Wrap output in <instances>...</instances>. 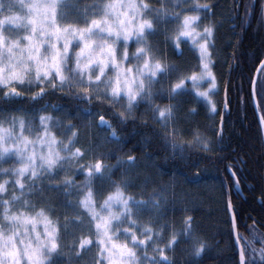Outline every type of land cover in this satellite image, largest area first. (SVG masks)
<instances>
[{
	"label": "snow or ice",
	"instance_id": "6c2138e0",
	"mask_svg": "<svg viewBox=\"0 0 264 264\" xmlns=\"http://www.w3.org/2000/svg\"><path fill=\"white\" fill-rule=\"evenodd\" d=\"M63 4L64 0H16L15 3L0 0V100L27 98L38 102L49 91H58L88 104H107L121 125L130 119L147 124L143 115H136L137 107L146 103L173 155L183 154L186 149L205 153L214 150L210 140L199 131L185 139L178 119L180 97L187 91L203 98L211 113L217 112L211 99L218 90L214 71L217 29L214 0H171L170 3L159 0L158 7L152 0H108L99 6L98 15L83 21V26L78 21L58 20V10ZM261 9L264 10V0ZM251 11L250 8L246 15ZM169 23L175 25L171 32ZM14 29H23L26 34L6 35ZM157 32L163 34L165 41H171L180 56H183L181 45L190 42L197 57L195 66L180 69L168 62L166 54H158V45L153 48L151 40ZM133 38L136 47L130 53L129 42ZM260 67L264 69V61ZM26 70H34L35 88H24ZM172 72L178 73L175 80L169 79ZM261 75L259 100L256 81H252V96L258 111L264 102V73ZM164 95L168 102L158 103L156 98ZM226 95L225 88V109ZM84 111L91 112L88 108ZM195 112L193 107L188 109L189 114ZM96 115V123L87 121L86 134L91 137L95 128L97 132L107 133L104 137L107 142H119L116 128L103 111ZM72 119L69 116L62 122L59 117L40 115L38 127L24 116L9 114L7 120H0V162L10 157L20 162L18 167L10 169L0 166V173L5 175L0 181V204L4 206L3 220L9 225L7 232L0 225V264H56L54 258L61 256L68 257L65 264H75L73 258L82 261L83 254L93 249L92 264H176L173 259L176 248L185 243L189 246L190 264H199L214 243L197 233L189 209H184L181 227L177 229L175 220L164 215L169 204L165 189H153L147 199L138 198L128 190V171L136 157L127 154L126 159L117 157L116 165L106 164L103 156H93L91 140L88 148L80 146L81 130ZM259 123L264 129V114L259 115ZM221 132L222 128L217 136ZM65 165L82 173L83 195L75 206L68 201L70 207L65 210L63 229L66 231L70 225L83 226L87 220L91 231L63 245L59 219L54 221L43 207L35 215L23 210L30 202L21 198L26 190H33L34 181L50 174L54 177ZM116 166L123 169L119 179L113 178ZM232 175L235 177L236 173ZM97 179L112 186L100 195L99 201L98 193L94 192ZM53 183L57 188L63 186L66 194L76 186L74 177L66 174ZM10 184L12 195L8 197ZM235 184L239 189L238 179ZM227 208L230 211L233 208L230 198ZM144 216L147 220L141 223ZM231 222L235 228L234 211ZM41 224L42 231L38 230ZM252 232V239L237 234V241H244L237 264H251L246 253L257 251L254 228ZM261 241L264 243V237ZM149 250L153 255H149ZM259 253L264 260V247Z\"/></svg>",
	"mask_w": 264,
	"mask_h": 264
},
{
	"label": "trees",
	"instance_id": "16d2710c",
	"mask_svg": "<svg viewBox=\"0 0 264 264\" xmlns=\"http://www.w3.org/2000/svg\"><path fill=\"white\" fill-rule=\"evenodd\" d=\"M108 0H64L58 10V20L78 21L83 26L87 18L98 15V8ZM171 0H169V3ZM153 5L159 6V0H152ZM250 15H246L249 9ZM86 10V11H85ZM214 20L217 24L215 42L216 60L214 71L218 81V94L215 100L217 112L209 111V106L195 96L193 91H187L180 97L181 104L178 119L185 139L199 131L207 137L213 146L211 153L186 149L183 154H172V149L162 136L159 123L153 122L152 115L146 103L137 107V117L144 116L148 123H141L140 119L128 120L126 124L119 123V117L114 114L107 104L99 102L88 104L74 96L58 91H49L46 97L38 102H30L27 98H17L13 101L0 100V120H7L9 114L24 116L31 120L34 126H39L40 115L59 117L62 122L66 117H72L73 123L80 127V146L89 147L91 140L93 156H103L105 163L116 165L117 157L126 159L127 154L134 155L136 161L128 171L130 188L133 195L141 198L142 192L153 189H165L169 197V204L164 209L166 219L175 220L177 229L181 227V217L187 208L194 217L198 234L214 243L211 251L206 252L199 260V264H237L238 250L236 248L230 212L227 201L230 198L233 211L236 214L238 232L241 237L253 238L255 229L256 252L246 253L251 264H264L259 250L264 247L261 237H264V135L256 113L252 98V81L259 64L264 59V25L262 20L261 0H214ZM79 13V14H78ZM77 14L76 17H73ZM171 32L175 25H167ZM153 48L158 54H166L170 64H176L180 69L194 67L197 61L195 50L190 42L181 45L183 56L177 55L171 41H165L161 32L153 37ZM131 49V46L129 47ZM264 73V69L261 74ZM257 82V99H260V84L262 75ZM177 72H172L170 80H175ZM167 81L165 82V85ZM36 84H25L24 88H35ZM227 86L228 112L224 116L221 127L223 110V96ZM158 103H167V96L157 97ZM193 107L196 112L188 113ZM88 108L91 112H85ZM103 111L105 118L110 120L120 137L119 142H107V133L97 132L93 128V135L89 137L87 121L97 122V113ZM260 111L264 114V102ZM7 126V125H5ZM221 135L217 136V132ZM19 160L10 157L0 162L4 168L19 166ZM231 169V170H230ZM123 169L116 166L113 178L119 179ZM232 172L236 173L233 177ZM74 177L75 185L65 193L63 186L57 188L53 181L62 176ZM11 176V173L8 174ZM5 178L0 173V181ZM26 179V178H25ZM239 180V189L235 181ZM83 175L73 166L65 165L58 169L53 177L51 174L33 182V190L25 191L22 200L30 202L26 210L31 213L32 206H42L46 213L59 223L62 229L63 245L80 234L87 235L91 229L87 220L83 226H69L65 231V210L75 206L76 201L83 195L81 189ZM8 197L12 195L13 186H9ZM111 184L97 179L94 182V192L97 200L100 195L111 190ZM19 195V189L16 190ZM15 210V209H14ZM4 206L0 204V225H4L5 232L9 225L3 220ZM86 216V214H85ZM41 226V225H40ZM81 227V229H80ZM42 228V227H41ZM242 244L244 243L243 240ZM188 244L176 248L173 259L176 264H190L187 255ZM87 253L82 261L73 258L75 264H87ZM171 255V254H170ZM56 264H65L67 256L55 257ZM87 259V260H86ZM89 264H91L89 262Z\"/></svg>",
	"mask_w": 264,
	"mask_h": 264
},
{
	"label": "rangeland",
	"instance_id": "374dc122",
	"mask_svg": "<svg viewBox=\"0 0 264 264\" xmlns=\"http://www.w3.org/2000/svg\"><path fill=\"white\" fill-rule=\"evenodd\" d=\"M41 2H43V0H41ZM107 3V2H106ZM18 10V9H17ZM24 11H26V10H24ZM79 14V13H78ZM99 14V13H98ZM77 16V14H75L73 17H76ZM7 27V26H6ZM19 34H26V33H24L23 32V29H14L13 30V32H11V33H6V35L7 36H12V35H19ZM75 43V42H74ZM131 46V49H129V52L131 53V52H133L134 50H135V47H136V43H135V38H133V40L132 41H130L129 42V47ZM46 47V46H45ZM201 90H203V87L201 88ZM217 94H218V90H217ZM217 94L216 95H212L211 96V99H212V101H213V103H215V100H216V97H217ZM199 99H201V100H203V98H199ZM204 101V100H203ZM205 102V101H204ZM206 103V102H205ZM207 104V103H206ZM208 105V104H207ZM38 147V146H37ZM45 176H43V177H41V178H44ZM27 179V178H26ZM40 180V179H39ZM39 180H37V182L39 181ZM11 190H12V188H10ZM143 194H142V196H141V198H144V199H147L148 198V196H149V193H151L150 191H148V190H145L144 192H142ZM42 206H35V205H33L32 206V211H31V214H33V215H35V213L37 212V211H39V209L41 208ZM165 215V214H164ZM146 220H147V216H144V217H142L141 218V223H144V222H146ZM42 227V228H41ZM80 229H81V227H80ZM38 230H40V231H42L43 230V225L41 224V226L40 225H38ZM167 235H168V232H167V228L165 229V232H164V238L166 239L167 238ZM18 239H19V237H18ZM94 254H95V252H94V249H93V251H89L88 253H87V259L89 260V262L92 264V258H93V256H94ZM149 255L151 256V255H153V253L151 252V250H149ZM86 259V260H87ZM89 262L87 261V264H89Z\"/></svg>",
	"mask_w": 264,
	"mask_h": 264
},
{
	"label": "water",
	"instance_id": "95a60500",
	"mask_svg": "<svg viewBox=\"0 0 264 264\" xmlns=\"http://www.w3.org/2000/svg\"><path fill=\"white\" fill-rule=\"evenodd\" d=\"M263 17H264V10H263ZM263 61H264V59H263ZM260 65H261V63L259 64V66H258V68H257V70L255 72L254 79H253V80L256 81V86H257V82H258L260 73L262 72V68L260 67ZM252 98H253V96H252ZM256 99H257V96H256ZM226 100H227V95H226ZM224 102H225V93H224ZM253 103H254V107H255V110H256V113H257L258 119H259V115H261L260 110L259 111L257 110V107H256V104H255L254 100H253ZM227 111H228V105H227V109H225V107H224L223 110H222L221 125L223 124L224 116H225V113ZM262 130H263V134H264V129H262ZM232 212H233V210L230 211V217H231ZM232 229H233V237H234L235 245H236L238 253H239L241 241H239V242L237 241V234H239L238 233V228H237V221L235 223V228L232 227Z\"/></svg>",
	"mask_w": 264,
	"mask_h": 264
},
{
	"label": "clouds",
	"instance_id": "9594fccd",
	"mask_svg": "<svg viewBox=\"0 0 264 264\" xmlns=\"http://www.w3.org/2000/svg\"><path fill=\"white\" fill-rule=\"evenodd\" d=\"M16 0H13V3H15ZM99 42V40H98ZM9 63L8 61V54L7 52L5 51L4 52V64L7 65ZM27 71V77L23 80V83L24 84H29V83H32V84H35V80H34V70H26Z\"/></svg>",
	"mask_w": 264,
	"mask_h": 264
},
{
	"label": "flooded vegetation",
	"instance_id": "af4514ba",
	"mask_svg": "<svg viewBox=\"0 0 264 264\" xmlns=\"http://www.w3.org/2000/svg\"><path fill=\"white\" fill-rule=\"evenodd\" d=\"M262 19H263V12H262Z\"/></svg>",
	"mask_w": 264,
	"mask_h": 264
}]
</instances>
